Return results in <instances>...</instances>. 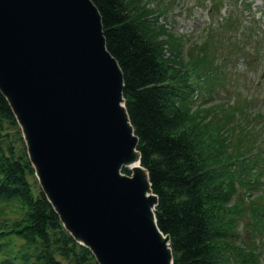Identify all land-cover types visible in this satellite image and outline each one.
<instances>
[{
	"label": "trees",
	"instance_id": "1",
	"mask_svg": "<svg viewBox=\"0 0 264 264\" xmlns=\"http://www.w3.org/2000/svg\"><path fill=\"white\" fill-rule=\"evenodd\" d=\"M93 1L123 72L125 106L174 264H264V111L246 112L245 120L238 101L207 116L190 106L193 90L212 79L211 65L221 63L213 51L216 34L207 30L199 50L189 52L192 62L181 55L177 36L155 20L168 10L164 0ZM231 13L221 27L238 20ZM259 46L252 48L258 58ZM6 123L18 124L20 150L4 138ZM34 175L21 127L0 90V202L19 207L15 217H0V264H99L63 225Z\"/></svg>",
	"mask_w": 264,
	"mask_h": 264
},
{
	"label": "water",
	"instance_id": "2",
	"mask_svg": "<svg viewBox=\"0 0 264 264\" xmlns=\"http://www.w3.org/2000/svg\"><path fill=\"white\" fill-rule=\"evenodd\" d=\"M0 90L42 190L98 263L174 264L96 3L0 0Z\"/></svg>",
	"mask_w": 264,
	"mask_h": 264
},
{
	"label": "rangeland",
	"instance_id": "3",
	"mask_svg": "<svg viewBox=\"0 0 264 264\" xmlns=\"http://www.w3.org/2000/svg\"><path fill=\"white\" fill-rule=\"evenodd\" d=\"M243 1L223 0L215 4L213 0H164L163 3L169 5L168 10L155 18L157 22L165 23L177 36L181 55L192 62L194 59L189 52L199 50L197 45L208 37L207 30L216 34L219 40L213 51L218 58L220 56L221 63L211 65L212 79L205 77L202 88L200 90L195 88L191 95L190 106L201 115L207 113V116L212 108L215 114H222V108L229 106L231 101L241 102L245 113L254 109L264 111V73L259 76L261 70H264V0H249L248 5ZM154 3L155 0H149V4ZM230 12H233L230 19L238 17V20L235 19L231 26L221 27L220 19ZM218 27H221L219 33L215 32ZM163 35L164 32L158 36ZM256 39L260 44L258 48L263 51L259 58L252 52L253 46L258 44ZM165 51L168 52L169 49L165 48ZM217 69L218 73H216ZM206 116L204 119L207 118ZM235 117L239 124L241 114L236 113L233 121ZM247 117L246 113L244 119L246 120ZM238 124L232 126L234 131L238 130ZM228 125L230 127L231 122ZM17 128L18 124L6 123L7 133L4 138L20 150L24 143ZM31 179H36L32 180L33 183L38 181L36 175ZM37 184L40 185L38 182ZM2 207H6L7 211L4 212L0 208V217H5L3 215L15 217L19 214L18 204L14 201L2 204Z\"/></svg>",
	"mask_w": 264,
	"mask_h": 264
},
{
	"label": "bare ground",
	"instance_id": "4",
	"mask_svg": "<svg viewBox=\"0 0 264 264\" xmlns=\"http://www.w3.org/2000/svg\"><path fill=\"white\" fill-rule=\"evenodd\" d=\"M39 183V182H38Z\"/></svg>",
	"mask_w": 264,
	"mask_h": 264
}]
</instances>
